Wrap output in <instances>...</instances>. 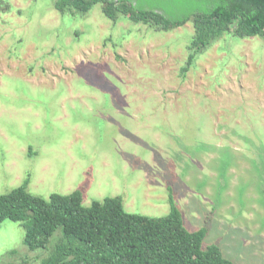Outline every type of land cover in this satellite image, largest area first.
<instances>
[{"label":"rangeland","instance_id":"obj_1","mask_svg":"<svg viewBox=\"0 0 264 264\" xmlns=\"http://www.w3.org/2000/svg\"><path fill=\"white\" fill-rule=\"evenodd\" d=\"M7 1L0 195L28 180L43 199L79 190L88 207L120 196L126 212L154 218L172 196L188 231L207 229L203 248L264 264V39L224 35L183 75L191 23L155 32L112 23L100 4L72 16L55 0ZM178 2L163 6L197 5ZM10 225L17 241H5ZM60 235L29 251L4 221L0 264H42Z\"/></svg>","mask_w":264,"mask_h":264},{"label":"trees","instance_id":"obj_2","mask_svg":"<svg viewBox=\"0 0 264 264\" xmlns=\"http://www.w3.org/2000/svg\"><path fill=\"white\" fill-rule=\"evenodd\" d=\"M97 4L114 24L123 17L155 32L168 33L191 23L193 35L183 75L198 53L224 35L264 39V0H215L166 16L104 0H55L54 7L62 15L74 16L88 13ZM11 9L7 0H0V13ZM27 187L25 180L0 195V223H18L29 251L45 249L59 230L56 246L42 264H234L218 246L203 248L207 229L188 231L172 196L170 212L154 218L126 212L120 196L93 201L86 207L79 190L66 195L53 193L43 199L28 193Z\"/></svg>","mask_w":264,"mask_h":264},{"label":"flooded vegetation","instance_id":"obj_3","mask_svg":"<svg viewBox=\"0 0 264 264\" xmlns=\"http://www.w3.org/2000/svg\"><path fill=\"white\" fill-rule=\"evenodd\" d=\"M107 3H115V4H119L121 2H125L129 5H131L132 7L136 8V9H142V10H147V11H153L155 13H158L160 15H171V13H175V12H182V10H189V9H198L200 7H202L204 4H209L211 2H214L215 0H195L197 2V5H187L184 4V6H186L185 8H178L177 10H173V11H169L168 9H166L163 4H168V3H173L172 5L174 6H178L181 3L178 2H174L172 0H104ZM181 6H183L181 4ZM181 9V10H180Z\"/></svg>","mask_w":264,"mask_h":264},{"label":"clouds","instance_id":"obj_4","mask_svg":"<svg viewBox=\"0 0 264 264\" xmlns=\"http://www.w3.org/2000/svg\"><path fill=\"white\" fill-rule=\"evenodd\" d=\"M19 235H22V233H19V230L14 225H10L8 231L5 232V241H17Z\"/></svg>","mask_w":264,"mask_h":264}]
</instances>
